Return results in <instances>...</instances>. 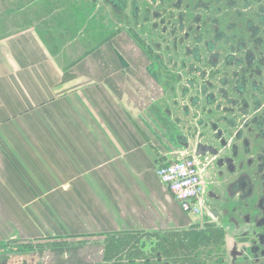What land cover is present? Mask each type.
Here are the masks:
<instances>
[{"label": "crops", "instance_id": "obj_1", "mask_svg": "<svg viewBox=\"0 0 264 264\" xmlns=\"http://www.w3.org/2000/svg\"><path fill=\"white\" fill-rule=\"evenodd\" d=\"M83 2L0 0V243L58 241V264L189 221L155 173L176 158L185 79L126 30L92 41Z\"/></svg>", "mask_w": 264, "mask_h": 264}, {"label": "flooded vegetation", "instance_id": "obj_2", "mask_svg": "<svg viewBox=\"0 0 264 264\" xmlns=\"http://www.w3.org/2000/svg\"><path fill=\"white\" fill-rule=\"evenodd\" d=\"M103 2L120 20L129 7L133 18L140 17V0ZM147 2L143 33L151 19L154 33L158 22L164 33L178 22L186 73L171 77H183L196 92L182 103L183 118L170 116L168 134L174 147L202 164L204 203L200 215L186 213L185 225L164 222L130 237H108L96 255L79 252L81 262L264 264V0ZM60 245L3 242L0 264H58Z\"/></svg>", "mask_w": 264, "mask_h": 264}, {"label": "rangeland", "instance_id": "obj_3", "mask_svg": "<svg viewBox=\"0 0 264 264\" xmlns=\"http://www.w3.org/2000/svg\"><path fill=\"white\" fill-rule=\"evenodd\" d=\"M83 1H84L83 6L85 7H82L81 9L85 8L86 11L91 10L93 21L97 22L100 28V30H98L99 28H96L95 26L92 27V30H93V34L91 36V38H93L92 41H95L96 38L98 40H101L105 37L110 38L117 31L126 30L129 32V34L132 33L131 36L137 43L139 42L140 44H142L141 47L146 52L149 58L154 59L157 65H161V64L163 65L160 67L158 66L162 70V72L167 73L170 76L180 75L181 73L185 75L186 71H184V67L181 63L182 58H183V50L181 49L180 45L177 46V44L181 43L180 41L181 36H180V32L174 29V27H176V25L178 24V22H176L177 19H174L173 20L174 22L171 23L169 27L170 29L172 28V30H175V35H170V29L164 33L163 27L161 26L160 22H158L157 24L159 27V30L157 32L155 31L154 33L151 27L152 23H154V19H151L150 23L145 24V28H144L145 33H143V31H141L142 25L144 24L142 16L145 12L146 6L149 5L147 0H140L139 2L140 7H141L140 17L133 18L131 14V9L129 7L126 13L127 17L123 18L122 20H120L117 16H115L114 13L111 11L112 9L106 6L102 0H100V2L97 3L98 5H93V7L90 6V4L87 1L85 0ZM104 8H105V11H104V15L102 16L100 11L101 9L104 10ZM173 13L178 15L177 10H175V12ZM96 31H97V34H96ZM153 41H155V44L161 43L163 45L157 48L154 44L155 46L154 47L152 45ZM149 50H150V53H149ZM179 88L182 90V91L179 90L180 92H182L181 96L184 97L182 102L186 100L185 96L187 93L196 92L195 89H189V87L185 86V82ZM171 89L172 91H174L175 87L173 86ZM173 109H175L178 112V109H176L175 107H173ZM192 216H198V215H192Z\"/></svg>", "mask_w": 264, "mask_h": 264}, {"label": "built area", "instance_id": "obj_4", "mask_svg": "<svg viewBox=\"0 0 264 264\" xmlns=\"http://www.w3.org/2000/svg\"><path fill=\"white\" fill-rule=\"evenodd\" d=\"M176 158L155 167V173L189 215H200L204 203V168L200 161L185 150Z\"/></svg>", "mask_w": 264, "mask_h": 264}, {"label": "trees", "instance_id": "obj_5", "mask_svg": "<svg viewBox=\"0 0 264 264\" xmlns=\"http://www.w3.org/2000/svg\"><path fill=\"white\" fill-rule=\"evenodd\" d=\"M152 68H149V71H151ZM112 240L116 239V237L109 236Z\"/></svg>", "mask_w": 264, "mask_h": 264}]
</instances>
